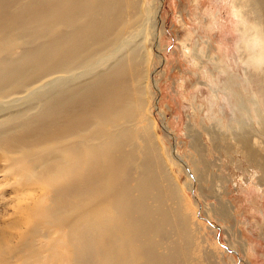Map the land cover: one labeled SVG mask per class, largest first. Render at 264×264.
Masks as SVG:
<instances>
[{
	"label": "bare ground",
	"instance_id": "bare-ground-1",
	"mask_svg": "<svg viewBox=\"0 0 264 264\" xmlns=\"http://www.w3.org/2000/svg\"><path fill=\"white\" fill-rule=\"evenodd\" d=\"M159 5L0 0V146L13 155L10 170L40 187L0 238V264L211 258L146 112L142 78L152 40L159 50ZM253 7L264 21V0ZM246 134L233 137L264 177V149H251Z\"/></svg>",
	"mask_w": 264,
	"mask_h": 264
},
{
	"label": "rangeland",
	"instance_id": "rangeland-1",
	"mask_svg": "<svg viewBox=\"0 0 264 264\" xmlns=\"http://www.w3.org/2000/svg\"><path fill=\"white\" fill-rule=\"evenodd\" d=\"M159 8V50L152 40L142 78L146 112L200 247L212 254L195 261L264 264V177L233 137L250 133L251 149H264V21L253 0H161ZM12 156L0 146V238L40 188L10 170Z\"/></svg>",
	"mask_w": 264,
	"mask_h": 264
}]
</instances>
